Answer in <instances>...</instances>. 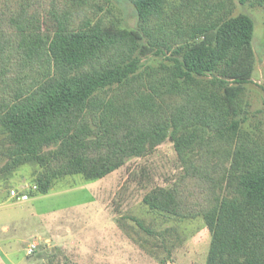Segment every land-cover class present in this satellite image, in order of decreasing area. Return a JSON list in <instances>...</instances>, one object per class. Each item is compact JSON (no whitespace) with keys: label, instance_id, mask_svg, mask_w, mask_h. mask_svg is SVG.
<instances>
[{"label":"trees","instance_id":"obj_1","mask_svg":"<svg viewBox=\"0 0 264 264\" xmlns=\"http://www.w3.org/2000/svg\"><path fill=\"white\" fill-rule=\"evenodd\" d=\"M130 2L139 28L79 21L67 0H0V176L35 164L46 195L60 178L101 179L171 139L184 171L143 201L202 216L212 234L206 264H264V143L241 119L253 17L218 4L207 21L166 32L180 38L168 64L141 69L168 0Z\"/></svg>","mask_w":264,"mask_h":264},{"label":"rangeland","instance_id":"obj_2","mask_svg":"<svg viewBox=\"0 0 264 264\" xmlns=\"http://www.w3.org/2000/svg\"><path fill=\"white\" fill-rule=\"evenodd\" d=\"M254 1L168 0L165 17L149 27L145 46L155 47L142 56L141 69L168 64L174 57L168 46L176 50L180 38L166 32L207 21L216 5H226L232 15L250 14L256 63L243 85L241 119L244 131L264 143V6ZM67 2L79 21L103 17L108 26L126 20L141 27L130 0ZM37 170L25 164L0 176V264H206L212 234L205 219L172 215L143 201L152 188L171 187L184 171L171 139L101 179L60 178L46 195L33 188ZM12 189L30 199L14 200Z\"/></svg>","mask_w":264,"mask_h":264},{"label":"built area","instance_id":"obj_3","mask_svg":"<svg viewBox=\"0 0 264 264\" xmlns=\"http://www.w3.org/2000/svg\"><path fill=\"white\" fill-rule=\"evenodd\" d=\"M33 188L35 190L38 189L36 185H34ZM11 197L14 200H18V201H22V202L28 201L30 199L29 193L22 192V191H17L16 189H12L11 190ZM30 251H33V249H30Z\"/></svg>","mask_w":264,"mask_h":264}]
</instances>
